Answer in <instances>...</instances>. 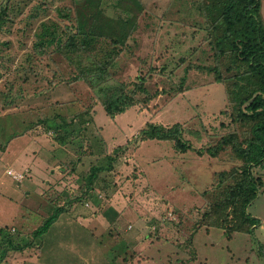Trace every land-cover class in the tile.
<instances>
[{"label":"rangeland","instance_id":"374dc122","mask_svg":"<svg viewBox=\"0 0 264 264\" xmlns=\"http://www.w3.org/2000/svg\"><path fill=\"white\" fill-rule=\"evenodd\" d=\"M115 1H104L115 10L107 9L105 18L110 21L103 24L102 37L94 38L90 43L97 48L104 45L101 59L110 62L104 84L102 80L95 84L90 81V73L86 70L88 66L81 68L89 61L81 53L65 48L64 54H60L54 46L49 49L47 45L40 48L34 45L39 40L34 35L42 30L43 23H60L62 11L74 15L75 7H79L84 0H0V105L4 100L11 111L25 112L32 123L37 119L41 123L42 120L46 122L44 114L47 108L50 117L57 110L50 124L53 137L59 118L64 120L66 117L59 112L56 104L66 103L67 106L72 96V112H80L84 119L90 121V125L78 127L73 131L72 138L67 139L69 151L81 155L79 159L84 163L90 155L93 156V160L86 163L85 181L90 173L89 166H103L108 162L106 147L108 153L113 151V147L125 146L126 142L131 149L134 148L130 155L123 152L119 159L117 157L112 161L114 165L111 171L103 174V182L95 184L98 188L72 189V193L67 192L61 197L65 200L62 201L65 208L69 207L70 214H74L72 221H80L85 227H76L78 232L75 233L69 228L66 231L59 222L50 224L45 233L39 231L35 234L40 235L39 244L33 243L24 251L8 250L0 264H102L105 256L110 258L105 254L106 247L117 254V264H264V167L254 168V175L261 177V184L257 198L248 208V212L259 219L258 224L252 225L255 229L252 234L235 233L227 239L223 229L210 220V225H202L201 214H198V208L200 211L204 208L202 202L209 204L212 197L207 198L213 196H204V188L218 183L220 173L225 174L237 167L240 163L236 157L237 146H246L245 139L251 136L253 122L242 116L238 119L239 105L232 101L237 75L241 77L238 87L251 85L248 75L244 74L248 70L247 65L236 59L229 48L225 56L221 55V48L215 43L224 28L214 25L216 12L206 7L207 0H125L123 7H116ZM2 8L5 9L3 13ZM260 13L264 22V0ZM121 20L131 21V24L127 26ZM59 31L65 32L62 28ZM61 37L64 42L67 34ZM81 38L78 36L77 40ZM27 59H37L40 67L30 68ZM113 65L117 67L114 69ZM200 65L204 70L200 69ZM218 69L228 81L216 82L219 74L215 71ZM200 73L203 75L200 76ZM188 84L194 85L196 90L191 91ZM116 92L134 97L136 104L114 120L104 111L103 102L105 106H110L109 103L114 106ZM187 92L191 97L195 94V99ZM249 93V89L245 91L246 96ZM174 97L177 102L172 100ZM34 110L38 112L32 119ZM172 113L178 115L170 121L160 118L161 114ZM5 115L0 109V117ZM76 115L72 118L68 116L66 120L76 119ZM147 124L148 128L164 126L173 131L172 137L153 139L144 146L135 142L139 129ZM0 132L6 138L4 127H0ZM174 133L181 143H185L184 149L177 145ZM82 135L88 139L86 142L80 139ZM221 139L229 140L230 144L219 152L217 147ZM146 146L140 154L136 152L137 148ZM209 148L219 152V155H209L205 152ZM57 152L59 150L55 155ZM61 156L59 154L57 158ZM163 157L176 158L173 169L179 167V172L175 178L169 175L167 166L162 168L158 165V159ZM165 169L167 172L163 171ZM123 175L136 178L141 182L139 187L133 191L128 187V181L121 184ZM110 176L115 177L120 185L109 189L108 201L97 205L100 209L97 213L95 205L98 202L88 195L93 192L91 196L96 195L97 201L98 198L104 199L106 193L100 187L104 182H111ZM31 178L33 184L38 181ZM222 183L226 184V181ZM145 185L154 189H144L142 195L140 192L143 189L139 188ZM141 195L142 200L139 201ZM111 197L115 200L112 201ZM163 201H166L165 207L161 204ZM75 204L77 209L71 208ZM177 204L185 210L180 211ZM42 205L47 211L57 207L56 202L53 206L46 201ZM83 207L88 211L81 219L77 213ZM111 207L118 210V213L114 211L117 217L121 214V221L110 211ZM90 209L95 212L89 213ZM147 216L148 220L156 216L161 220L156 238L148 234L154 225L150 222V229L147 227ZM32 219V223H36L39 216ZM45 220L36 226L23 227L16 223L3 226L12 233H18L15 237L18 242L22 237L28 239L33 229L40 227ZM132 221L145 229H134ZM171 221L179 222L175 228L177 232H173ZM198 224L202 226L197 227ZM110 226L114 227L109 229ZM115 228L122 231L123 238L128 241L127 247L118 252L114 250L122 247V242L115 234ZM86 229L89 231L86 232ZM61 231L72 235L74 241L60 240L65 233ZM165 232L169 233L166 238L162 237ZM85 236L92 240L85 241Z\"/></svg>","mask_w":264,"mask_h":264},{"label":"trees","instance_id":"16d2710c","mask_svg":"<svg viewBox=\"0 0 264 264\" xmlns=\"http://www.w3.org/2000/svg\"><path fill=\"white\" fill-rule=\"evenodd\" d=\"M105 0H98L97 2L91 1V0H84V3L80 4L79 7H75L76 14L72 15L70 12H61V17L63 18L60 23H57L55 21L43 23L42 24V30L37 32L34 37L39 40L34 43L35 46L40 48L42 45H47L49 49H51L52 46H54L58 53L64 54V50L71 49L72 51H75L77 53H81L83 56L89 59V61L82 66L81 63L78 64L79 67L84 68L87 67L86 70L90 73L91 82L97 84L100 80H102V84H104L106 80V75L108 74L107 66L110 63L109 60L101 59L103 58V52L105 50L104 45H101L100 47H95L91 45L92 39H97L99 37H102V30H103V24L108 23L110 20L106 19L105 16H107V9H113L115 10V7H111L110 4L107 2H104ZM208 4L206 7L213 8V10L216 12V17L214 20V25L220 26L224 28L223 34H221L217 39L216 43L221 48V55L225 56L227 49L229 48L232 53H234V56L236 59L241 60L244 64L247 65L248 70L244 71V74L248 75V82L250 87L244 86V84L240 85L238 87V83L241 80V77L239 75L236 76V80L234 83V91L232 93L234 94L233 100L236 101V104L239 105L238 107V114H236L237 118L239 119L240 116L244 118H249L250 121L253 122L251 125V136L246 137L245 141L247 143L246 146H237V159L240 162L237 164V167H234V170L228 171L225 174L220 173V178L218 183H213V185H208L203 190L204 196H209L207 200L210 198L211 201L209 204H204V208L202 211H200V208H198V214H201L202 217V225H210L209 220L212 222V224L218 226L220 229H223L224 236L227 237V239H231L235 233H246V234H252L254 232V228L252 225L258 224L259 219L255 216H252L248 212V208H250V205L255 201L257 198V191L259 189V186L261 184V177H255L254 175V168H263L264 167V22L261 17V9H262V0H207ZM116 7L118 5H121V7L124 6L125 0H117ZM3 11L5 9L2 8ZM125 10V9H123ZM2 14L0 13V16ZM123 19V18H122ZM124 21V20H121ZM124 23L129 26L131 24V21ZM63 29L65 32L59 31L60 29ZM67 34L66 41L63 42V39L61 35ZM78 36H82L80 41L77 40ZM111 40V39H110ZM114 42L113 40H111ZM71 46V48H69ZM100 49L102 51L100 52ZM45 53V52H44ZM41 56V53L39 54ZM60 56V55H59ZM28 58V57H27ZM64 59V58H62ZM28 65L30 68L36 66L40 67V63L37 61V59L28 60ZM61 61V60H60ZM30 63V64H29ZM62 63V61H61ZM60 63V64H61ZM98 66V68H97ZM117 65H113L112 68L115 69ZM200 69H203V66H199ZM96 71V74L94 73V69ZM212 69V68H211ZM215 71V70H214ZM212 72V71H211ZM216 74H219L217 77V81H228V79H224L227 77H223L220 74V69L216 72ZM106 74V75H105ZM203 73H200V76H202ZM103 78V79H102ZM224 79V80H223ZM108 84V83H107ZM106 84V85H107ZM191 88V91L196 90L194 85L188 84ZM238 87V88H237ZM250 91L249 96L245 95V91ZM189 89L187 91H190ZM176 94H180L177 91H175ZM237 93L240 95L237 97ZM187 94L190 96V94L187 92ZM193 99H195V94L192 95ZM114 100L115 105L111 106H105V103L103 102L104 109L106 113L112 117H115L119 114L125 113L128 109L133 108L136 104V99L134 97H129L126 93L123 92H116L114 93ZM172 100H175L177 102V98L174 97ZM243 110L241 111V109ZM77 114V115H76ZM72 117L76 115V119H72L70 121H58V125L55 127L56 130L54 131L57 134V137L59 140H70L73 135V131L77 130L78 127H83L85 125H90L89 119H84L83 116H81L80 112H72ZM174 115H178V113H172V114H164L160 115V118L162 120L170 121V119H174ZM204 116V115H202ZM206 117V116H204ZM200 121H203V118H200ZM64 123H69L70 128L67 126H64ZM51 124V123H50ZM49 124V125H50ZM74 126V127H73ZM148 124L145 127H141L138 131V137L134 138L135 142L144 145H148V141H152L153 139H166L171 138V130L166 129L162 125H153L151 128L147 127ZM90 127V126H89ZM87 127V129L89 128ZM177 132V130L175 131ZM85 138V137H83ZM174 138L177 143V145L184 149L185 146H183L185 143L180 142V138L174 133ZM230 144L229 140L221 139V141L218 144V151H222L225 149L226 146ZM121 147H116L113 152L106 154L105 156L108 157V162L103 166H97V165H91L89 166L90 173L87 175L86 180V186L88 189H92L96 183L97 180L103 182V177L105 172L111 171V167L114 165L113 160L119 157V155H122L123 152L129 153L130 155L132 151H134V148L129 146V143L126 142V145ZM144 148H137L136 152L139 154L144 151ZM123 150V151H120ZM167 151L162 153H166ZM209 153L212 157H216L219 155V152L213 151L212 149H207L205 151ZM112 154V155H109ZM200 155L203 154V151L200 150ZM157 156V155H153ZM88 160L92 161L93 159H90L88 157ZM176 158L172 157L170 159L163 157L161 159H158L159 166L162 168L166 167L169 168L168 172L169 175L172 177H176L177 173L179 172V167L174 168V163ZM165 162V164H164ZM88 163V161L86 162ZM164 164V165H163ZM176 166V165H175ZM87 165L83 168L84 172H86ZM171 168V169H170ZM163 170L164 172L167 170ZM137 170V169H136ZM83 172V174H84ZM121 176V174H120ZM111 182L109 183L104 182L103 186L105 188L100 187V189H104L105 195L104 199L96 198L95 196H91L93 194L88 192L87 194L91 199L96 200L98 202V205H102L104 202L108 201V198L110 194H108L109 189H114L115 185H120V182L115 178L112 177ZM122 180V181H121ZM121 184L124 181H128V187L132 188L133 191L139 187L138 185L141 183L140 181H137L136 178L133 176H122L121 178ZM226 184H223L222 182H225ZM163 186V184H161ZM161 185H157V187H162ZM164 187V186H163ZM212 188V189H211ZM84 189V188H83ZM108 189V190H105ZM140 194L143 195L144 189L146 191L149 189H154L151 186L145 185L144 188ZM210 189L212 191H210ZM85 191V190H84ZM86 192V191H85ZM96 194V193H95ZM142 195L139 197V201L142 200ZM116 196V195H115ZM112 201L115 199L112 198ZM101 200V201H100ZM163 207L166 205V201L161 202ZM185 204V202H184ZM178 208L180 207L178 204L176 205ZM190 206V205H189ZM111 212L114 213V216L117 217V214L114 211H117L114 207H111ZM177 208V207H176ZM65 210V211H64ZM69 210V207L67 209L64 205H58L53 211L46 216L45 222L40 225V227H36L33 229L28 236V239H22L17 242L15 240V237L18 235L17 233H12L10 229H7L6 227H3V225H0V262L2 261V258L7 255L8 250L14 251V250H20L24 251L25 248H28L29 246L33 245V243L39 244L40 241L38 238L40 235L35 236L36 233L39 231L42 233L46 232L47 228H50L60 217L62 214L65 218L66 211ZM185 210L183 207H180V211ZM121 211H123L121 209ZM70 215H74L71 213ZM120 217V220H119ZM119 221H121V214L117 217ZM167 220V219H166ZM145 221L148 222L147 227L151 224L154 225L153 229L147 228V232L149 230V235L155 236V234H159V229L161 228V220L158 216L152 217L151 220H148V216L145 217ZM43 222V221H42ZM135 221H132V227L134 229L139 228L144 230L145 228L142 226H137L134 224ZM63 223V222H59ZM173 226V232H177V225L179 222L174 223L173 221L170 222ZM51 224V226H50ZM196 224V222L194 223ZM63 227L64 224H62ZM181 225V223H180ZM201 224H198V226H202ZM126 226V225H124ZM252 226V227H251ZM114 226H110V228H113ZM129 226V228L133 229ZM57 228L56 226L54 227ZM66 231L68 227H65ZM83 228V226H81ZM70 229V228H69ZM133 229V230H134ZM65 232V231H61ZM115 234L117 233L120 237V240L122 243H125L123 245L121 243L120 248H115V252H118L120 249H124L128 245V241L123 238L122 231H118V229L115 228ZM144 232V231H143ZM170 233H172L170 231ZM68 232L64 233V235H67ZM143 233L140 235L142 236ZM169 234V233H168ZM167 232L163 233L162 237H167ZM31 236V237H30ZM150 236V237H151ZM14 237V238H13ZM147 237V236H145ZM165 237V238H166ZM85 241L92 240L89 236H85ZM152 238V237H151ZM88 241V242H89ZM87 242V243H88ZM26 243V244H25ZM105 254L109 255L105 256V261L101 262L102 264H117L116 256L117 254H113V249L106 247ZM134 255H132L133 257ZM116 257V258H115ZM133 259V258H131Z\"/></svg>","mask_w":264,"mask_h":264},{"label":"crops","instance_id":"0c3cea01","mask_svg":"<svg viewBox=\"0 0 264 264\" xmlns=\"http://www.w3.org/2000/svg\"><path fill=\"white\" fill-rule=\"evenodd\" d=\"M70 100L71 102H68L70 104L67 106L65 105L66 103L56 105L60 108L59 112H62L66 117L72 118V96ZM3 102V105H0V109L2 115H6L0 117V127H4L6 138L0 132V225L9 226L16 223L18 226L23 227L36 226L46 218L50 210L52 212L55 209L53 207V209L47 211L42 205L45 204V201L51 206L55 202L57 206H60L65 201L61 197L67 195V192L72 193V189H88L83 178V168L86 163L79 159L81 155L72 154L69 151L67 146H70V143L67 139L62 142V140L58 139L56 133H53V137H51L52 127L49 124L53 122L51 118H53L57 110L50 117L47 115L49 111V108H47L44 114L47 117L46 122L42 120L41 123L37 119L32 123L25 112L11 111V108L5 105L4 100ZM37 112V110L33 111L32 119L35 118ZM66 117L64 120H61V118L59 120L70 121L71 118L66 120ZM115 119L116 116L114 117ZM94 121H96L95 117ZM66 124L69 128L71 127L69 123ZM80 139L85 142L88 140L83 138V135ZM104 142L108 144L106 139H104ZM115 148L113 147V150ZM106 149L108 154V147ZM57 150L59 152L55 155ZM59 154L62 155L60 159L57 158ZM128 154L126 153V155ZM92 157L90 155V159ZM87 161H89L88 158L85 162ZM31 177L37 178L38 181L33 184ZM99 182L97 180L95 184ZM94 188H98V186L94 185ZM97 205L98 203L95 205V211L98 213L100 209ZM71 208L77 209V205L75 204V207L72 206ZM87 211L88 208L83 207L78 211L77 217L81 216V219H83L82 216L87 215ZM95 211L90 209L89 213ZM36 215L39 216V220L36 223H32V217ZM72 219L73 216L67 210L65 218L61 214L56 222H63L62 224L65 227L70 228V231L75 233L78 232L76 227H81V224L85 227L80 221L73 222ZM92 219L93 217L90 218V220ZM88 231L86 229V232ZM62 238L60 240L74 241V237L69 234L63 235Z\"/></svg>","mask_w":264,"mask_h":264},{"label":"clouds","instance_id":"9594fccd","mask_svg":"<svg viewBox=\"0 0 264 264\" xmlns=\"http://www.w3.org/2000/svg\"><path fill=\"white\" fill-rule=\"evenodd\" d=\"M104 109V108H103ZM104 111H105V109H104ZM106 112V111H105ZM107 114V113H106ZM108 115V114H107ZM108 116H110V115H108ZM112 117V116H111ZM114 118V117H113Z\"/></svg>","mask_w":264,"mask_h":264}]
</instances>
